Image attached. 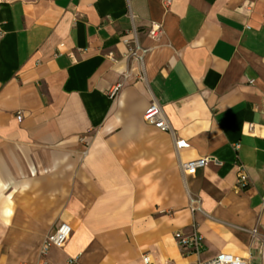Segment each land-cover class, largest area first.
I'll return each mask as SVG.
<instances>
[{
  "label": "crops",
  "instance_id": "1",
  "mask_svg": "<svg viewBox=\"0 0 264 264\" xmlns=\"http://www.w3.org/2000/svg\"><path fill=\"white\" fill-rule=\"evenodd\" d=\"M124 37L149 49L143 79ZM151 100L171 132L145 123ZM61 221L47 264H264V0L0 3V264H37L11 248ZM194 230L185 255L174 233Z\"/></svg>",
  "mask_w": 264,
  "mask_h": 264
},
{
  "label": "built area",
  "instance_id": "2",
  "mask_svg": "<svg viewBox=\"0 0 264 264\" xmlns=\"http://www.w3.org/2000/svg\"><path fill=\"white\" fill-rule=\"evenodd\" d=\"M3 0H0V3ZM169 2V0H167ZM159 30L158 25H152L149 29V34H154ZM123 42L127 45L128 55L131 60L135 63V67L131 70H135L137 76L141 79L144 77L143 71V63L144 58L149 49L147 47H143L137 41L136 37L127 38L124 37ZM128 77V73H122L121 78L113 84L109 90L108 95L113 98L119 89L121 88L124 80ZM20 114H17V118L20 119ZM143 119L146 124L152 126L156 130L162 132H171L170 124L162 110L161 105L156 100H151L148 105L145 107L143 112ZM173 142L175 148L177 150L184 149L188 147V142L184 139L176 138L174 134H172ZM215 159L213 157H200L196 159L190 160H179V167L183 172H193L198 168H202L208 162H213ZM239 174L237 178V182L239 184H245L247 182V174L244 171L242 165H238ZM190 210L191 212H196L200 209L199 199L198 198H190ZM254 231V230H253ZM72 227L66 221L59 222L52 230H50L43 238L38 252V260L37 264H47L45 259V255L47 251L51 247H63L67 242L69 236L71 235ZM174 238L177 242V245L181 252L185 255L187 254H195L199 255L203 249V239L202 237L194 230L190 235H184L180 231H176L174 233ZM76 261L75 257L69 258V263H74ZM143 264H153L148 255L142 256ZM112 264H119L118 262H113ZM195 264H244V261L241 257L234 253L230 252H220L216 255L208 258V259H200L198 258Z\"/></svg>",
  "mask_w": 264,
  "mask_h": 264
},
{
  "label": "rangeland",
  "instance_id": "3",
  "mask_svg": "<svg viewBox=\"0 0 264 264\" xmlns=\"http://www.w3.org/2000/svg\"><path fill=\"white\" fill-rule=\"evenodd\" d=\"M42 231V234H39L38 232H31V234L27 235V240H19L20 245H17L18 240H11L12 243H15V245H17V248H15V250L11 248L10 255L16 256L17 254H19L22 258L26 260L31 259L34 255L37 254V250H39L40 246V241L45 236L46 232H44V230Z\"/></svg>",
  "mask_w": 264,
  "mask_h": 264
}]
</instances>
